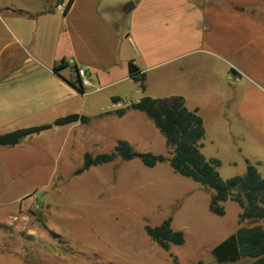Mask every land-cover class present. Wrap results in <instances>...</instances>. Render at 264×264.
Listing matches in <instances>:
<instances>
[{"label": "crops", "instance_id": "1", "mask_svg": "<svg viewBox=\"0 0 264 264\" xmlns=\"http://www.w3.org/2000/svg\"><path fill=\"white\" fill-rule=\"evenodd\" d=\"M69 2L0 0V136L74 114L89 119L0 146L12 171L14 152L60 156L53 140L61 134L77 141L95 122L143 115L129 108L143 97L180 96L199 115L209 106L220 138L235 140L240 156H264V0H73L65 12ZM75 66L90 74L84 94ZM33 142L43 145L32 151ZM255 164L264 177V160Z\"/></svg>", "mask_w": 264, "mask_h": 264}, {"label": "rangeland", "instance_id": "2", "mask_svg": "<svg viewBox=\"0 0 264 264\" xmlns=\"http://www.w3.org/2000/svg\"><path fill=\"white\" fill-rule=\"evenodd\" d=\"M206 109L200 114L208 121L200 153L220 162L223 180L243 176L247 162L256 167L263 162L264 156H240L235 140L220 138ZM91 129L77 133V141L70 132L57 136L53 141L60 156L14 152V171L7 167L10 156L1 154L0 264H217L212 250L218 244L240 227H264L254 219L239 224L242 209L230 200L220 204L224 216L212 213L213 192L175 172L169 162L148 167L138 158H117L77 175L84 156L75 149L111 153L119 139L137 152L172 156L165 136L146 114L107 126L95 122ZM39 145L33 142L29 148L35 151ZM168 219L185 242L165 251L146 227Z\"/></svg>", "mask_w": 264, "mask_h": 264}, {"label": "trees", "instance_id": "3", "mask_svg": "<svg viewBox=\"0 0 264 264\" xmlns=\"http://www.w3.org/2000/svg\"><path fill=\"white\" fill-rule=\"evenodd\" d=\"M73 3L70 0L65 12ZM63 61L54 70L59 73L67 68ZM130 75L140 82L141 90H144V75L133 63L129 64ZM85 93L82 88H78ZM120 98H114L117 103ZM130 109L143 112L151 119L160 132L165 136L168 146L172 149V156L154 155L152 153L137 152L131 143L119 140L111 153L84 155V164L76 174H82L91 167L114 162L117 158L130 161L138 158L145 166L155 167L159 163L169 162L175 172L183 177L190 178L211 190L210 211L218 216H224L225 210L220 205L228 200L237 203L242 212L239 224L246 220H258L264 222V178L255 165L247 162L246 173L223 180L218 171V160H206L200 153L202 140L205 136V127L198 110L190 111L185 101L180 96L154 99L143 97L138 102L129 106ZM125 109L116 113L121 116ZM77 121L87 123L89 119L77 114L69 115L55 120L52 124L36 126L16 130L0 136V146H15L26 137L51 129L53 126H62ZM172 219H168L158 227H146L148 236L163 250L168 251L172 245L184 244V235L181 231H174L171 227ZM212 254L217 264H238L242 259H252L253 264H264V227H240L238 231L218 244ZM196 264H207L198 262Z\"/></svg>", "mask_w": 264, "mask_h": 264}, {"label": "built area", "instance_id": "4", "mask_svg": "<svg viewBox=\"0 0 264 264\" xmlns=\"http://www.w3.org/2000/svg\"><path fill=\"white\" fill-rule=\"evenodd\" d=\"M74 62H69V65H73ZM75 74L78 78V88H82L85 92L91 87L90 74L87 69L75 66Z\"/></svg>", "mask_w": 264, "mask_h": 264}, {"label": "water", "instance_id": "5", "mask_svg": "<svg viewBox=\"0 0 264 264\" xmlns=\"http://www.w3.org/2000/svg\"><path fill=\"white\" fill-rule=\"evenodd\" d=\"M129 5L134 6L132 3H129Z\"/></svg>", "mask_w": 264, "mask_h": 264}]
</instances>
